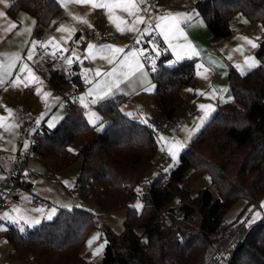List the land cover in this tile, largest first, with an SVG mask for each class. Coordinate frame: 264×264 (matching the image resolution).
<instances>
[{
    "label": "trees",
    "instance_id": "trees-1",
    "mask_svg": "<svg viewBox=\"0 0 264 264\" xmlns=\"http://www.w3.org/2000/svg\"><path fill=\"white\" fill-rule=\"evenodd\" d=\"M195 9L210 31L212 44L233 36L236 15L264 28V0H199ZM21 11L35 18L33 39H41L56 24L62 7L57 0H13L7 8L15 19ZM255 56L259 66L245 74L230 65L231 101L218 105L183 150L176 168L158 173L144 185L141 211L129 203L154 168L159 146L155 127L122 112L125 98L114 96L95 104L101 121L107 122L103 132L89 123L80 103H71L54 129L36 131L30 154L52 173L76 161L69 145L74 139L80 141L77 196L98 204L104 214L127 208L125 228L116 233L100 225V217L89 210L60 209L52 221L29 232L10 224L9 258L32 257L35 264H93L82 256V249L88 233L100 225L107 237L103 264H212L236 230L245 227L239 220L225 222L226 211L240 199L255 206L264 197V35ZM171 60L169 53L158 51L151 71L157 112L164 122L174 121L177 109L185 104L182 90L194 82L197 67L196 58ZM40 73L60 93L73 85L80 92L84 89L78 74L68 80V74L52 65ZM204 176L210 177L211 186L193 196L192 183ZM17 186L32 188L26 179ZM175 198L178 208H169L161 217L162 209ZM249 229L235 251L226 250L229 262L217 264H264V220Z\"/></svg>",
    "mask_w": 264,
    "mask_h": 264
},
{
    "label": "crops",
    "instance_id": "crops-1",
    "mask_svg": "<svg viewBox=\"0 0 264 264\" xmlns=\"http://www.w3.org/2000/svg\"><path fill=\"white\" fill-rule=\"evenodd\" d=\"M57 1L61 4L62 11L56 18V24L52 28L47 29L41 39H33L35 18L32 15L21 11L15 19L7 13L8 7L5 6V3H0V12L6 14L0 17V73L3 75V83H0V117L5 118L3 126H0V194L8 176L17 169L18 165L17 160L15 161L16 157L11 158L10 154L1 149V147H8L10 144L8 140L10 137L9 131H13V124L16 120L20 119V115L26 108L29 109V112L25 119L22 120L23 123H36L37 116L41 115L42 112L43 120L47 115V111L53 107V104L61 96L59 90L40 73L48 65H52L63 73L69 74L72 69L73 60L79 61V66L76 67L77 74L81 76L84 84V89L80 95V99L83 97L84 102L80 100V104L84 107L86 116L88 110L94 112V106L85 107V105L88 106V103L96 99V93H92V95H89V93L94 88L100 93L106 91L107 89L103 86V82L107 80L113 82L111 91L102 99H96L95 103L106 98L121 96L125 98V102L121 106V110L125 115L139 122L145 123L146 121L150 125L154 119L156 122L152 123L153 126L155 124L158 126L163 124L164 120L159 117L157 112L154 84L151 77L153 67L150 65V62L155 63L158 49H155L153 44H150L148 49L142 48L143 52L139 54L142 57L144 75L141 76L137 72L132 76H126L122 74L121 70L123 59L119 62L109 63L99 55L93 58L88 53V46L90 44L96 46L94 51H98L99 48L108 45L122 47L126 53H131L132 51L139 52L141 49L134 48L133 43L137 40L141 42L149 38L147 33V20L156 26L161 15H177L180 19L179 27L183 30L187 39L181 36L178 39H174L172 43L177 45L190 43L194 46L195 52L185 51L184 58L178 59L173 48L169 46V43L160 34L165 42L166 52L171 55L172 63L196 58L198 60L197 67L201 65L200 68L204 71L203 74H206L209 78V85L211 87L209 91L213 103L219 105L232 99L228 81L230 65H233L243 73H247L253 69L249 70L245 61L247 58H254L251 52L255 54L257 47H253L243 38L247 37L258 45L264 35V28L261 23L250 24L244 18L243 22L240 21L238 23V30H234L232 37L212 44L210 42V31L195 9V3L199 0H142V2L138 0L139 11L136 13V16H131L121 9H115L113 16L118 17L116 20H110L104 8H93L90 4L77 3L76 0ZM12 2L13 0H6L8 5ZM25 14L32 16L34 21L22 22L21 19L25 18L23 16H27ZM185 14L187 18H185ZM137 16H142L144 22L136 23ZM117 24L120 25V29H123V31L117 28ZM30 25L33 26L30 27ZM89 29L108 30L115 35L116 42L97 46L85 37ZM157 30L160 33L159 28ZM40 49L44 52L41 53ZM60 52H63V56L59 62L48 61L49 56L55 57ZM30 55L31 59H29ZM84 55L87 57L86 64L82 61ZM237 65L240 67L237 68ZM97 71L100 73L99 76L96 75ZM17 77L22 81L18 85L15 83ZM31 77H37L38 79H32ZM85 77L91 83H87ZM24 81L27 82V86L23 83ZM196 83L197 71L194 82L185 86L182 90L184 99L186 95H192L193 98L196 97L195 94L197 92L193 95L191 91L187 90L189 86L197 88ZM86 87L87 90H85ZM130 101L131 109L127 110L124 106L125 104L128 105ZM8 109L12 110L11 117L7 111ZM28 115L31 118H28ZM98 116L101 121L99 114ZM174 122L176 123L175 120ZM46 123L47 120L44 119L40 125L43 128L50 129L46 126ZM90 124L94 125L93 123ZM176 124L179 125L178 123ZM24 127L26 126L23 125ZM181 130L169 129L165 134L167 135L169 133V136L172 135L171 137H179L178 132ZM165 138L166 141H170L169 137L165 136ZM164 149L163 155L167 157L166 148L164 147ZM19 156L18 153V158ZM163 160L164 157H161L156 162L157 165H162ZM14 198L15 200L20 199L18 194ZM8 226L4 232L5 236L3 235L6 241ZM16 227L20 230L22 229L19 226ZM5 260L6 255H2L0 262Z\"/></svg>",
    "mask_w": 264,
    "mask_h": 264
},
{
    "label": "rangeland",
    "instance_id": "rangeland-1",
    "mask_svg": "<svg viewBox=\"0 0 264 264\" xmlns=\"http://www.w3.org/2000/svg\"><path fill=\"white\" fill-rule=\"evenodd\" d=\"M25 15L27 16H23L25 18L21 19L22 22L34 21V18L32 16L28 14ZM240 21L241 22L244 21V18L240 15H236L233 18L232 26L234 30L236 31L238 30L239 27L238 23ZM33 25H30V27ZM147 33L148 35L150 34V32ZM135 42H138V46H133L134 48H138V49L149 48L142 46L141 43H139L140 40H137ZM150 44L154 45V43L152 42ZM153 47L157 49L155 45ZM251 53H252V57H254L257 60L254 52ZM84 62L85 64L87 63V61ZM150 65L151 67H153V63L150 62ZM200 67L201 65H198L196 70L197 88H194L193 86H189L187 88V90H192L191 93L193 95L195 94V92H197L195 94L196 97L193 98L192 95L189 96L186 95L185 97L186 103L183 106L179 107L175 113L174 120L176 121V123H178L181 126L182 129L180 132H178L179 137L178 136L171 137L172 135L169 136L170 135L169 133L167 135L165 133H159V135L157 134V142L159 149L155 159V166L151 170L150 174L147 176L143 184L139 187L141 190L143 189L144 185L149 184L158 173L160 172L168 173L172 169L176 168L177 164L179 163L180 156L183 152V151L180 152L176 161H173L168 153H167L168 156L165 157L163 154L165 150L164 147L166 148L167 141L166 140L161 141L160 137L167 136L170 138V141L183 142L187 145L186 146L187 148L190 145V143L193 141L195 136L199 134V132L203 129L205 124L210 120L212 115L217 110L218 105L217 103H213L212 96L209 91L211 89L209 85V78L206 74H203L204 71L201 70ZM85 90H87V87L85 88ZM201 93H203V95ZM60 102H61V96L59 100L53 104V107L50 110L48 111L46 110L47 115L44 117V119L47 120L46 123L47 127L49 123H54L56 127L59 124L61 118L62 117L64 118V116L67 115L68 109ZM95 104L96 103L93 102L88 103L87 107H93L95 106ZM201 104L212 105L215 108V111L211 113V115L205 121L203 127H201L198 132H194L191 138H189L188 130L194 129L197 125H199L200 118L204 116V113L206 111V109H201L199 107V105ZM124 108L127 110L131 109V101L128 105L125 104ZM94 112L97 114L94 123L99 125L97 127V130L99 132H103L107 126V122L100 121V118L95 108H94ZM91 113H93V111L90 112L88 110L87 112L88 120ZM42 116H43V112L41 113V115L37 116L36 123L40 124L43 122L44 119L42 120ZM28 118H31L30 115H28ZM152 121H151L152 123L156 122V120L154 119ZM152 123H151V127L154 128L157 126V124L153 126ZM23 125L26 127L23 128ZM54 128H50V129H54ZM12 129H13L12 132L9 131L10 133V137L8 139L10 142L9 146L8 147L3 146L1 147V149L5 150L8 154H10L11 158L16 157L15 161L17 160L16 161L17 164L19 162L18 161L19 158L29 155V158L26 161V170H27L26 180L32 184V188L31 189H26L22 187H17L14 189L11 188V192L9 196L6 198V201L9 206L8 207L0 206V257L2 255H6V260L1 261L0 264H35V262L31 260L28 261L20 260V259L12 260L9 258V252L11 246L9 242H7L8 240L6 241L4 237L5 236L4 232L6 231V227L8 226V224H14L16 226H19L20 228H23V231L21 230L22 232H29L34 230L36 226L40 225L44 221H52L56 217L60 209L70 210L73 208H82L85 210H89L100 217L101 219L100 225L103 224L106 227H109L110 229L115 231L116 233H121L124 230L126 216H127V208L119 209L110 214H104V212L101 210L98 204L90 201H86L77 196V193L75 192L77 186V177L82 167V156L80 155L81 144L78 139H74L69 145V148L73 150L72 152L77 155L76 161L69 167L57 173H52L51 178H48L51 172L45 167V165L39 160V158L30 154L32 142L34 140V133L36 131L33 130L28 123H23L22 120L20 119L15 121ZM18 153L20 155L19 158H18ZM161 157H164L162 165H157L156 162L159 161ZM8 180H9V176L6 181ZM55 180H59V183L57 184ZM209 186H211L210 177L204 176L201 179L192 183L191 193L194 196L201 189H204ZM213 192L215 193V195L217 194L215 189H213ZM16 194H18V196L20 197L19 200H15L14 197ZM35 195L38 198L47 201L48 205L40 208L35 207L33 204V198ZM1 202L2 200L0 199V204ZM137 204H142L144 206L143 200L141 199V191L137 193L135 196H133V198L129 203V206L135 208L138 211H141L143 207L137 208L136 207ZM178 205H179V199L175 198L168 206L162 209L161 217H163V214H165L169 208L172 207L177 209ZM262 206H264V197L255 206H250L247 204L246 200L240 199L226 211L224 215L225 222L234 223L237 220H239L241 224L244 225L245 227L241 226L236 230L234 237L226 244L223 251L227 250L229 254H231L232 250L235 251V248L240 243H242V241H244L247 232L250 230L249 228L264 220V207ZM53 208L56 209V212L55 214H53V219L48 220L47 214H51V209ZM37 209H43V211H37ZM256 213H259V215L257 216ZM37 219L40 222L34 223V220ZM100 225L93 228L88 233L85 244L82 249V256L86 260H91L93 264H103L104 253L107 246V237L104 234V230ZM93 237H99V238L95 239L90 247L88 241ZM98 248L101 250L99 251L98 254H96V250ZM222 252H220V254Z\"/></svg>",
    "mask_w": 264,
    "mask_h": 264
},
{
    "label": "snow or ice",
    "instance_id": "snow-or-ice-1",
    "mask_svg": "<svg viewBox=\"0 0 264 264\" xmlns=\"http://www.w3.org/2000/svg\"><path fill=\"white\" fill-rule=\"evenodd\" d=\"M76 2L81 3V4H84V3L90 4V5H92L93 8L100 7V8L106 9L110 20L118 19V17L113 16V12L115 9H121V10L127 12L131 16H136V13L139 11L138 0H76ZM140 2H142V0H140ZM0 3H5L6 7H10V5H8L6 3V0H0ZM5 15L6 14L4 12H0V17H3ZM185 18H187L186 14H185ZM135 22L136 23H143L144 18L142 16H137ZM121 23H123V21H121ZM179 24H180V19L177 15H171V14L161 15L159 17V22L156 24V27L159 28L160 34L164 37L165 41H167L169 43V46L173 48L177 58L183 59L185 51L194 53L195 49H194V46L190 43L184 44V45H177V44L172 43V41L174 39H178L181 36H183L185 39H187L183 30L179 27ZM117 28L119 30L123 31V29H120L119 24H117ZM243 39H245L247 41V43L251 44L253 47H257V45L255 43H253V41L248 39L247 37H244ZM94 48H96V46H94V45L90 44L88 46V53L93 58H95L97 55H99L101 58L107 60L109 63L119 62L121 59H123V63L121 64V70H122L123 75L132 76V75L136 74L137 72H139L141 74V76L144 75V66L142 64V57L139 54L140 52H143L142 49L139 50V52L138 51H132L131 53H126L122 47H116V46L106 45L104 47L99 48L98 51H94ZM29 59H31V55L29 56ZM69 63H71V61H69ZM245 63L247 64V67L249 69H252V68L259 66L260 62L258 60H256L255 58H247ZM239 67L240 66L237 65V68H239ZM153 70H155V63H153ZM242 74H245V73L242 72ZM96 75L97 76L100 75L99 71L96 72ZM113 75H114V73H113ZM31 78L32 79H38L37 77H31ZM85 81L87 83H91V81L87 80V77H85ZM0 83H3L2 73H0ZM15 83L18 85V84L22 83V81H20L19 77H17ZM23 83L25 84V86H27L26 81H24ZM103 86L107 89L106 91L100 93L97 91V89L94 88L89 93V95H92V93H96V99H102L104 96H106L108 94L109 91H111V89L113 87V82L105 80L103 82ZM189 91H192V90H189ZM201 94L203 95V93H201ZM83 99L84 98L81 97L82 102H83ZM96 99H94L92 102L95 103ZM85 107H87V105H85ZM199 107L201 109H206V111L204 113V116L202 118H200L199 125H197L194 129L188 130L189 131V138H191V136L194 132H198L199 129L201 127H203L205 121L208 119V117L211 115V113L215 111V108L212 105L201 104V105H199ZM7 111L9 113V116L11 117L12 110L8 109ZM96 117H97V114L95 112L91 113V115L89 116V122L94 123ZM4 119H5L4 117H0V126H3ZM145 123H147V122L145 121ZM94 126L98 127L99 125L94 123ZM48 127L54 128L55 124L49 123ZM160 140L165 141L166 138L161 136ZM186 146L187 145L183 142L167 141L166 151L171 156L172 160L176 161L180 152H182L186 148ZM69 151H73V150L69 149ZM136 191H137V193H139L141 191V189L137 188ZM136 207L142 208L143 205L137 204ZM262 207H264V206H262ZM37 211H43V209H37ZM55 212H56V209H54V208L51 209V214H47V219L52 220L53 214H55ZM256 215L258 216L259 213H256ZM13 222H15V221H13ZM39 222L40 221L38 219L34 220V223H39ZM21 230L23 231V228ZM98 238L99 237H93L92 239H90L88 241L89 246L91 247L93 241L95 239H98ZM100 250L101 249L98 248L96 250V254H98Z\"/></svg>",
    "mask_w": 264,
    "mask_h": 264
},
{
    "label": "built area",
    "instance_id": "built-area-1",
    "mask_svg": "<svg viewBox=\"0 0 264 264\" xmlns=\"http://www.w3.org/2000/svg\"><path fill=\"white\" fill-rule=\"evenodd\" d=\"M147 31L150 32V34L148 35L149 38L141 41L140 42L141 45L144 47H147L152 42L157 47L159 53H161V54L166 53V48H165L166 46H165V42H164L162 36L158 32L155 24L152 23L151 21H148V20H147ZM85 37L97 46H101V45L107 44V43H115L116 42L115 35H113L110 31L105 30V29H89L86 32ZM133 46H138V43L134 42ZM40 51H41V53L44 52L42 49H40ZM62 56H63V52H60L55 57L49 56L48 61L49 62H52V61L59 62L61 60ZM82 60L87 61L86 55H84L82 57ZM77 66H79V61L74 59L73 64H72V69H71L70 73L67 75L68 80H72V78L77 75V69H76ZM80 95H81V92L79 90V87L77 85H73L69 90L61 92V103L68 109L69 105L71 103H80V100H81ZM28 112H29L28 108L24 109L23 113L20 115V119L24 120L26 115L28 114ZM25 123H28V122H25ZM28 124L35 131H40L43 128L38 123H28ZM169 129H175V130L179 131L181 129V127L179 125H177L174 121H167L161 125H158L156 127V132L159 135V133H165ZM28 158H29V155H27L25 157L23 156L22 158H20L18 165H17V169L9 176V180L5 182L4 188L0 194V199L2 200V202L0 204L1 207H7L8 206L6 198L9 196V194L11 192V188H13V189L17 188L18 187L17 183L20 179H24V180L26 179V172H27L26 161L28 160ZM51 176H52V172L48 176V178H51ZM55 182L58 184L59 180H55ZM33 204L37 208L45 207L48 205L47 201H45L44 199L38 198L36 195L33 198ZM32 259L33 258L31 257V260ZM220 260L224 261L225 263L229 262L230 255L227 253L226 250L223 251L221 254L219 253L217 258L212 261V264H217V262Z\"/></svg>",
    "mask_w": 264,
    "mask_h": 264
}]
</instances>
